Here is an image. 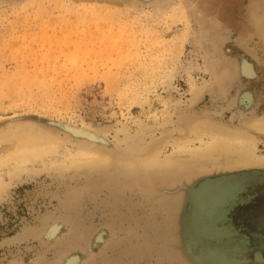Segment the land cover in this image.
<instances>
[{
  "label": "rangeland",
  "instance_id": "374dc122",
  "mask_svg": "<svg viewBox=\"0 0 264 264\" xmlns=\"http://www.w3.org/2000/svg\"><path fill=\"white\" fill-rule=\"evenodd\" d=\"M258 24L264 32V0H0V122L34 114L74 135L82 126L77 136L103 142L17 122L0 127V156L17 142L9 132L23 125L67 149L110 157L64 169L51 167V158L20 170L5 165L0 264H197L187 227L180 231L186 191L195 184L183 176L202 163L217 170L240 163L235 153L218 151L195 164L198 156L174 152V144L211 123L208 136L215 125L246 128L248 119L264 118ZM245 61L257 76L244 72ZM191 77L210 82L193 100ZM246 91L254 103L241 109ZM162 110L169 111L166 123ZM97 124L109 132L105 140L90 130ZM259 138L264 154V134ZM159 150L171 161L148 164ZM254 189L264 192V185ZM237 213V226L264 230V197Z\"/></svg>",
  "mask_w": 264,
  "mask_h": 264
},
{
  "label": "bare ground",
  "instance_id": "6f19581e",
  "mask_svg": "<svg viewBox=\"0 0 264 264\" xmlns=\"http://www.w3.org/2000/svg\"><path fill=\"white\" fill-rule=\"evenodd\" d=\"M91 3L96 4V5H106V4L100 3V2H91ZM108 8L109 7L107 6L106 9H108ZM252 13H254V12H252ZM256 17H257V15H256ZM256 17L254 16L255 21H258V18L256 20ZM254 18H252V19H254ZM260 26L261 25H259L258 28H260V30H261V35L264 36L263 35L264 32H262V29H261L262 27H260ZM99 30H101V28ZM263 30H264V28H263ZM99 32H98V34H99ZM258 32H259V29H258ZM117 33L115 32V34H117ZM110 34L113 35V33H110ZM88 35L90 36V34H88ZM101 35H102V33H101ZM119 35H120V31H119ZM75 36H76V34H75ZM80 36H81V34H80ZM103 36H105V35H102V37ZM116 36H118V35H116ZM106 37H108V36H105V39H106ZM110 37L113 38V36H111V35H110ZM98 39H99V42H101L100 41L101 39L100 38H98ZM98 39H96V40H98ZM111 40L114 41V38ZM123 40H125V39H123ZM90 41H91V39H90ZM77 42H79V41H77ZM115 42H117V43H115ZM118 42H120V41L117 40V41H114L113 43H115L117 45ZM111 43H112V41H111ZM121 44H122V42H121ZM112 45H114V44H110V45L107 44V46H109V47H111ZM244 59H246V58H244ZM243 64H244V66H242V68H243L244 72L251 77V75H253L255 73L253 70V67H252L253 65L251 66L252 63L250 64L249 61L248 62L245 61V62H243ZM243 64H241V65H243ZM242 68H241V70H242ZM256 76H257V74H256ZM209 83L210 82L208 80H205L202 85H197L195 80L191 77V81H190L191 87L190 88H191V91H192L193 97H194V98L192 97V100L197 99L196 97L199 95V93H201L203 90H205L206 86ZM240 96L241 97L239 98L238 102L240 103L241 109L249 107V106H251L252 103H254L253 101H254L255 97H254L252 91L243 92L242 95H240ZM253 110H252V112H253ZM161 113L163 114V121L162 122L166 123L168 117L170 116L169 111L162 110ZM171 119H172V117H171ZM244 121H246V119ZM62 123L63 122H61V124ZM206 124H208V123H206ZM212 124L213 123H211V125ZM245 124H246V122H245ZM95 125H93V127L96 129V127L99 124H97V126H95ZM211 125H209V127L207 126L208 128H206V129H202V127L195 129V127H194L195 130L193 129L194 130V136L193 137L187 138L185 140H182V139H180L179 141L175 140L177 142L174 144V146H175L174 152L175 151L190 152L193 156H198V158L196 160H193L192 163L194 162L195 164H200V163H202L204 156H206L207 159H210L212 156H214L213 154L215 152L223 151L224 153L229 152V153H233V154L235 153L237 155V157L239 158L240 165H236V166H241L244 168L253 167V166L264 167V154L259 153V152H261V151H259V148H260V142L262 141V140L260 141L259 136L263 137V134H264V118H261V117L255 118L254 117L252 120L248 119V122L246 124V128L244 127V128H234V129L232 128L231 129L229 127L228 129H225L224 127H222L223 129H218L215 127L216 126L215 125L213 127L215 129L212 130V134L210 136H208L207 132L212 129ZM195 126H197V124ZM199 126H201V125H199ZM90 127H92V126H90ZM90 127H88V128H90ZM81 128H82V126H81ZM81 128H80V130H81ZM88 128H87V130H88ZM245 129H247V130H245ZM250 129L252 130L253 133H250V131H249ZM74 130H75V128H74ZM80 130H77L78 132H76V131L75 132L78 134ZM82 130H83L82 132H87V134H88L87 130H85V131H84V129H82ZM90 130L94 131L95 134H99L97 137L102 138V140H105L108 136L107 134H109V132L106 131L105 126L103 127L102 125H101V127L99 125V127H97L96 130H94V129L93 130L90 129ZM9 133H11L12 139H15L17 142L15 143V147L12 150L7 152L4 156H0V185L2 184V174H1L2 168H4L5 165L7 166L8 164L9 165L13 164L14 165V167H12L13 169H17V170L19 169L20 170L28 164H32V163L34 164V162L37 160H44V158H49V159L51 158L52 161L50 164L53 165L51 167L56 168L57 166L59 167L61 165L59 168L64 169V167L65 168L85 167L86 165L88 166L89 164H93L97 161L99 163L100 160L108 158V156H107V158L105 156H104L105 158H103V156L101 155L102 153L101 154H100V152L97 153L98 151L96 152V151H94V149L91 150V148L89 149L87 147L82 148L83 146L78 147L76 150L75 149L74 150L67 149L64 146H62L61 144H59L53 138V135H50V133H49V136H51L52 139L45 136L47 134H45V135H42L43 133L37 134L32 129H30L26 126H23V125L18 126L15 129L12 128L11 132H9ZM44 133H45V131H44ZM77 134H75V135L77 136ZM89 134H92V132H90ZM85 136H87V135H85ZM90 137H91L90 139L94 138L93 136H90ZM182 137H184V136H182ZM88 141L89 140H87V142ZM95 141H96V139L92 140V142L94 144L97 142H100V141H97V142H95ZM198 141L200 142L199 145H198ZM92 142L90 141L88 143H92ZM100 143H103V142H100ZM100 143H98L99 146H100ZM94 144H90V145H94ZM104 144H106V143L104 142ZM101 146H102V144H101ZM161 151L159 150V153H161ZM156 153H157V151H156ZM60 154H64L63 159L58 157V155H60ZM154 155L153 156L150 155L149 159L146 161L148 164H153V165L156 164L159 166H161V165L166 166V164H168L169 158L168 157L161 158L160 156L162 155V153L160 155H157V156H154ZM218 155L216 154L215 156H218ZM232 157H234V156H232ZM109 158L105 161L106 162L109 161ZM143 161H145V160H143ZM98 163H96V164H98ZM185 164H187V163L184 161H177L176 163H174V165H176V167H183V165H185ZM45 165H47V164H45ZM10 166H8V167H10ZM236 166H235V164H231V167L219 166L218 170L215 166L208 167V169L207 168L205 169L204 163H202L200 166V171L188 172L187 176H183V177H185L184 182L185 183L194 182L196 184L197 179L200 176H203V175L205 176L209 173L215 172L216 170H217L216 172L226 171L225 173H229L233 169H235ZM9 170H10V168H9ZM10 172H12V170H10ZM263 178H264L263 175H258V174H255L254 176H252V175L249 176L247 174L244 176L243 175L242 176L230 175L227 179H225V178L221 179V181H219V183L211 184L210 187L206 190V194H207L206 196L207 197L204 200V202L207 203L206 206H205L204 202L202 201V203H201L202 208H200V211L198 209L199 214L201 216V217H199V215H198V219L201 218V220L203 222V224L199 225V226H200V228L203 229L204 233L207 234V232H208V233H211L212 235H214L216 237H219L221 235L222 236H229L230 238L237 237V235H236L237 232H235V230L231 227V225L228 224L229 221H227V216L229 215V212L231 210L230 208L233 204H235L236 202H239L242 199H244V200L251 199L253 196V193H251L249 191V189L254 188L257 185L250 186V183L252 181L254 182L255 179L261 180ZM232 212H231V217L233 218ZM53 225H56V222ZM59 226H60V224H59ZM50 228H51V226H49V229ZM52 228H51L50 235H52L51 234L53 231ZM57 228H58V225H57ZM49 229L46 230V232L49 231ZM53 234H56V233H53ZM53 237H54V235H53ZM100 240H102V239L100 238ZM72 258H74V256ZM75 258H76V256H75ZM73 262L74 261H72V263ZM77 262H79V261H77ZM74 264H75V262H74Z\"/></svg>",
  "mask_w": 264,
  "mask_h": 264
},
{
  "label": "water",
  "instance_id": "95a60500",
  "mask_svg": "<svg viewBox=\"0 0 264 264\" xmlns=\"http://www.w3.org/2000/svg\"><path fill=\"white\" fill-rule=\"evenodd\" d=\"M34 122L42 125L46 129L54 132L62 131L67 135L73 137L74 139H85L80 136H76L71 133V130L67 127H62L59 129L53 128L51 122H48L44 117L37 116L34 114H25L20 116L10 117L0 122V127L17 122ZM226 171L212 172L205 176H200L197 179L196 184H193L194 189L192 192L186 191L185 204L182 209L181 221L179 223L182 226L180 231H184V225L187 227V234L190 237L191 243L195 248L197 255L195 262L197 264H257L264 263V240L257 239L260 235L250 234L242 232L241 228H238L233 218L231 217V212L239 205H244L249 203L255 195L249 200H240L231 206L229 215L227 216L228 224L235 230L237 237L230 238L229 236H219L216 237L211 233H204L203 229L199 225L203 222L199 217L200 208H202V201L204 202L206 195V190L211 184H216L221 181V179H227L230 175L233 176H244L255 174L264 176V167H247V168H237L232 172L225 173ZM230 174V175H225ZM253 185H264V178L261 180H254L250 183ZM167 193V192H166ZM205 206L207 203H205ZM199 209V211H198ZM198 211V212H197ZM202 211V210H201ZM197 215V216H196ZM181 231V235H182ZM210 234V235H209ZM257 237V238H256ZM258 244V245H257Z\"/></svg>",
  "mask_w": 264,
  "mask_h": 264
},
{
  "label": "flooded vegetation",
  "instance_id": "af4514ba",
  "mask_svg": "<svg viewBox=\"0 0 264 264\" xmlns=\"http://www.w3.org/2000/svg\"><path fill=\"white\" fill-rule=\"evenodd\" d=\"M255 187H257V186H255ZM254 187V188H255ZM254 188H250L249 189V191L251 192V193H253V195H255L254 197H253V199L249 202V203H246V204H244L245 206H248V205H253V204H257L259 201H260V199L262 198V197H264V192L261 190V189H254ZM242 205H239V206H237L236 208H235V210L232 212V216H233V220L235 221V224H236V226H237V218H238V213H237V210L241 207ZM239 226V225H238ZM237 226V227H238ZM239 228H242V227H240L239 226ZM243 230V232L244 233H253V232H255V234H257V236L258 235H262V237H264V230H263V228L261 227H259L257 230H254V231H252V230H249V229H246V227L245 228H242ZM259 236V237H260Z\"/></svg>",
  "mask_w": 264,
  "mask_h": 264
}]
</instances>
